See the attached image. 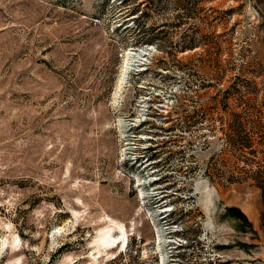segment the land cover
<instances>
[{
	"label": "rangeland",
	"instance_id": "rangeland-1",
	"mask_svg": "<svg viewBox=\"0 0 264 264\" xmlns=\"http://www.w3.org/2000/svg\"><path fill=\"white\" fill-rule=\"evenodd\" d=\"M0 264H264V0H0Z\"/></svg>",
	"mask_w": 264,
	"mask_h": 264
},
{
	"label": "bare ground",
	"instance_id": "bare-ground-1",
	"mask_svg": "<svg viewBox=\"0 0 264 264\" xmlns=\"http://www.w3.org/2000/svg\"><path fill=\"white\" fill-rule=\"evenodd\" d=\"M117 228H118V231L116 232L118 233V235H111V230L107 229L105 233L99 234L97 242H99L100 245L104 247H113L115 245L118 247L120 243L123 244L124 241H126L125 231L120 226H117Z\"/></svg>",
	"mask_w": 264,
	"mask_h": 264
},
{
	"label": "trees",
	"instance_id": "trees-1",
	"mask_svg": "<svg viewBox=\"0 0 264 264\" xmlns=\"http://www.w3.org/2000/svg\"><path fill=\"white\" fill-rule=\"evenodd\" d=\"M145 28H148L149 30H153V32L150 35L149 40H154L156 46H158L159 40L157 39V36L159 35V32H161L162 27L157 26V27H145Z\"/></svg>",
	"mask_w": 264,
	"mask_h": 264
}]
</instances>
